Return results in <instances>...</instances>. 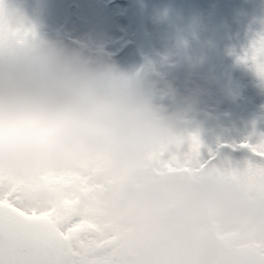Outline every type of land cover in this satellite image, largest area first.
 <instances>
[{
    "label": "clouds",
    "instance_id": "9594fccd",
    "mask_svg": "<svg viewBox=\"0 0 264 264\" xmlns=\"http://www.w3.org/2000/svg\"><path fill=\"white\" fill-rule=\"evenodd\" d=\"M153 71L151 61L121 68L91 39L38 35L0 0V166L20 177L90 176L64 191L97 240H22L11 264H264V173L246 175L264 160L251 150L239 167L203 161L188 127L195 98L158 103L157 93L176 92ZM9 244L0 238V260Z\"/></svg>",
    "mask_w": 264,
    "mask_h": 264
},
{
    "label": "rangeland",
    "instance_id": "374dc122",
    "mask_svg": "<svg viewBox=\"0 0 264 264\" xmlns=\"http://www.w3.org/2000/svg\"><path fill=\"white\" fill-rule=\"evenodd\" d=\"M117 1L7 0V3L23 15L38 35L63 39L66 43L83 39L103 43L112 59L125 70L140 68L141 63L133 62L131 53H143L154 68L153 78L161 84L171 82L175 89V100L157 93L156 101L160 104L183 105L186 100L179 89L187 82L195 86L194 74L209 80L219 88L218 96L212 98L209 94L202 99V105L194 106L188 120V127L199 141V157L203 161L213 157L231 159L235 166L245 165L253 155L246 145L264 139V77L258 74L253 61L242 57L257 34L264 32L260 13L264 7H260L258 0H141L146 10L139 18L134 0L128 7ZM71 3H77L81 9L76 19L68 21L66 11ZM116 4L122 13L115 9ZM239 8L242 22L237 16ZM219 21L222 40L217 33ZM143 29L147 38L136 49V32ZM222 49L225 56L220 71Z\"/></svg>",
    "mask_w": 264,
    "mask_h": 264
},
{
    "label": "snow or ice",
    "instance_id": "6c2138e0",
    "mask_svg": "<svg viewBox=\"0 0 264 264\" xmlns=\"http://www.w3.org/2000/svg\"><path fill=\"white\" fill-rule=\"evenodd\" d=\"M242 59L254 62L259 75L264 77V36L254 39ZM198 149L199 141L194 136ZM259 159L264 160V142L248 144ZM264 173V169L250 165L247 176ZM91 177L84 173H46L39 177H20L0 166V238L10 241L9 255L0 264H11L10 249L16 242L32 240L46 247L60 242L75 248L96 243L95 226L82 218L74 201L65 193V185L76 181L87 186ZM57 192L55 199H43L42 188Z\"/></svg>",
    "mask_w": 264,
    "mask_h": 264
},
{
    "label": "trees",
    "instance_id": "16d2710c",
    "mask_svg": "<svg viewBox=\"0 0 264 264\" xmlns=\"http://www.w3.org/2000/svg\"><path fill=\"white\" fill-rule=\"evenodd\" d=\"M136 1H137L138 8L142 9L144 7V5L142 4L143 6L140 7L141 0H136ZM258 2L260 4V7H264V2L262 0H258ZM237 16L239 17L240 22H242L243 18H242V12L240 11V8L238 9ZM262 17L264 19V16H262ZM141 31L143 32L142 33V39H141L143 41L145 39V34H144L145 30L143 29ZM217 33L219 34V37L222 40L224 35H223L222 25H221L220 21H219V23H217ZM222 45H224V44H222ZM136 49H139V47H136ZM221 53H222V59H220V67H219L220 71L222 68L221 63L223 62V58L225 56L223 49L221 50ZM133 58H134V61L141 63L142 66L148 62L146 60V56L143 53L133 54ZM192 75H193V73H192ZM192 75H190L189 78H191ZM194 75H195V77L193 79H194L195 86H191V82H187V83H184L183 86L180 87V89H179L182 92L181 97H183L186 100V102L189 98H195V100H196L195 106L196 105L201 106L202 102H203L202 99L206 98L209 94H211L212 98H215L218 96L219 88L217 86L213 85L209 80L202 78L198 74H194ZM226 84H228L227 81H226Z\"/></svg>",
    "mask_w": 264,
    "mask_h": 264
},
{
    "label": "water",
    "instance_id": "95a60500",
    "mask_svg": "<svg viewBox=\"0 0 264 264\" xmlns=\"http://www.w3.org/2000/svg\"><path fill=\"white\" fill-rule=\"evenodd\" d=\"M77 10H78V6L76 4H72L68 10V18L69 19L73 18L76 15ZM263 13H264V11H263Z\"/></svg>",
    "mask_w": 264,
    "mask_h": 264
}]
</instances>
